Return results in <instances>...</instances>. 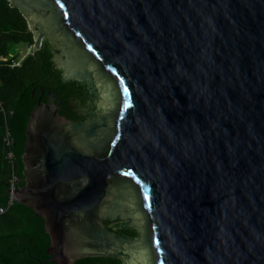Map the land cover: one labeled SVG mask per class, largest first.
Returning a JSON list of instances; mask_svg holds the SVG:
<instances>
[{
  "label": "water",
  "instance_id": "water-1",
  "mask_svg": "<svg viewBox=\"0 0 264 264\" xmlns=\"http://www.w3.org/2000/svg\"><path fill=\"white\" fill-rule=\"evenodd\" d=\"M8 1L112 110L74 122L41 89L30 113L12 198L44 219L47 261L264 264V0Z\"/></svg>",
  "mask_w": 264,
  "mask_h": 264
},
{
  "label": "trees",
  "instance_id": "trees-1",
  "mask_svg": "<svg viewBox=\"0 0 264 264\" xmlns=\"http://www.w3.org/2000/svg\"><path fill=\"white\" fill-rule=\"evenodd\" d=\"M33 42V32L22 13L11 7L8 0H0V205H5L8 200L5 191L13 172L18 177L17 186L24 184L21 154L25 130L41 89H44L42 101L47 100V91H53L55 101H62L59 113L74 122L93 115L97 106L85 82L63 78L62 71L52 61L49 41L45 40L42 48L20 59L13 52L15 46ZM6 128L13 138V168L6 157ZM105 222L109 223L108 220ZM130 230L131 235L137 234L135 229ZM48 245L44 219L36 216L25 203L14 201L0 215V264H42L45 261V264H55L47 261ZM73 264H121V261L109 256L84 257Z\"/></svg>",
  "mask_w": 264,
  "mask_h": 264
},
{
  "label": "rangeland",
  "instance_id": "rangeland-1",
  "mask_svg": "<svg viewBox=\"0 0 264 264\" xmlns=\"http://www.w3.org/2000/svg\"><path fill=\"white\" fill-rule=\"evenodd\" d=\"M27 47H28V44L15 46L13 49V52L14 53L16 52L19 55V59H20L24 57L27 53H30L31 50H28ZM90 68L94 70L95 65L91 64ZM94 78H95L94 82L97 85V87L101 86V87H98L99 91L96 96L97 105L104 109L105 114L109 115L112 113V110H111L107 85L99 78L97 73L94 74ZM107 125L109 127H112V121L110 120V118H107Z\"/></svg>",
  "mask_w": 264,
  "mask_h": 264
},
{
  "label": "built area",
  "instance_id": "built-area-1",
  "mask_svg": "<svg viewBox=\"0 0 264 264\" xmlns=\"http://www.w3.org/2000/svg\"><path fill=\"white\" fill-rule=\"evenodd\" d=\"M27 49L28 50H31V51H34L35 50L33 44H28ZM16 64H19V62H17ZM4 141H5L6 146L8 147V151H7L6 157H7V160L9 161V163L11 164V167L13 168L15 166V164H14L15 156H14V152L11 149L12 146H13V138H12V136H11L8 128H6V130H5ZM17 182H18V177L13 172L11 174L10 179H9L10 185H9L8 188L10 189V193L8 194V200H7V202H6L5 205H0V215H2L10 206L13 205L14 199L12 198V193H13V190L16 187H18L17 186Z\"/></svg>",
  "mask_w": 264,
  "mask_h": 264
},
{
  "label": "flooded vegetation",
  "instance_id": "flooded-vegetation-1",
  "mask_svg": "<svg viewBox=\"0 0 264 264\" xmlns=\"http://www.w3.org/2000/svg\"><path fill=\"white\" fill-rule=\"evenodd\" d=\"M45 42V41H44ZM43 42V43H44ZM44 45V44H43ZM82 83H84V82H82ZM86 83V82H85ZM86 87H87V85H86ZM94 89L96 90L97 89V87L96 86H94ZM43 92H44V89H43ZM48 92V91H47ZM53 92V91H52ZM54 93V92H53ZM90 93V92H89ZM92 94V93H91ZM46 95H47V93H46ZM43 96V95H42ZM55 99H56V96H55V94H54V102H56L55 101ZM47 100H48V96H47ZM46 100V101H47ZM95 101V100H94ZM103 111V109H102V107H100V106H96V109H95V112L93 113V115H91L90 117H88L87 119H85L84 121H87V120H90L91 118H94V117H98L100 114H101V112ZM22 186V185H21ZM105 220H108L109 221V223H106L105 222ZM102 222H103V224L105 225V226H107V227H109L110 229H112L115 233H117V234H122V235H125V236H127V237H131V238H133V237H136L137 236V234L136 235H131V233H130V229H134L132 226H131V222L130 221H125V220H112V219H109V218H107V219H103L102 220ZM127 223V226H125V224ZM44 231H45V229H44ZM45 233H46V231H45ZM47 234V233H46ZM47 236H48V234H47ZM48 238H49V236H48Z\"/></svg>",
  "mask_w": 264,
  "mask_h": 264
}]
</instances>
